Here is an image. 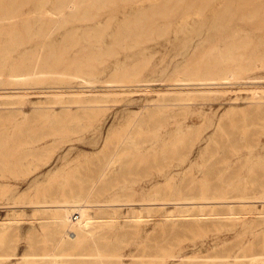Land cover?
<instances>
[{
    "label": "rangeland",
    "instance_id": "1",
    "mask_svg": "<svg viewBox=\"0 0 264 264\" xmlns=\"http://www.w3.org/2000/svg\"><path fill=\"white\" fill-rule=\"evenodd\" d=\"M68 1L0 0V264L262 251L264 0ZM77 199L109 205L75 238Z\"/></svg>",
    "mask_w": 264,
    "mask_h": 264
},
{
    "label": "bare ground",
    "instance_id": "2",
    "mask_svg": "<svg viewBox=\"0 0 264 264\" xmlns=\"http://www.w3.org/2000/svg\"><path fill=\"white\" fill-rule=\"evenodd\" d=\"M74 2H76V0H69L68 3H66L63 7H61V5L59 4V7L60 8H64V9H73L76 6V4ZM64 9H59L58 10L59 13L63 14L65 12ZM39 18L49 19L50 16L48 15V11H43L41 13V15L39 16ZM151 26H152L151 24H148V27H151ZM38 59H39V57H38ZM202 63H203V66H199L198 68H196V70H198V69L200 70L201 69V70L204 71V69H210L209 67H211V66H209L207 68L204 67L208 63V61H205V62H202ZM37 74H45V73L43 71H33L32 73L28 74V76L29 75H37ZM61 75H67V76H70V77L73 76V74H70V73H67V72L66 73H62ZM188 76H190V74L179 75L176 79H174V81L180 82V83H183L185 81H189V78H187ZM20 77H22V76H20ZM235 77H236L235 74L233 72L229 71L225 78L228 79V78H235ZM203 80H205V79L202 78V77H199V78H196L194 80V81H196V83H191V84H188V85H196V86H198L200 84H203V83H200V81H203ZM226 176L227 175H224V173H222L220 178L224 179V178H226ZM194 178H196V177H194ZM193 181L194 182H199L197 179H195ZM203 191L207 192L208 188L207 187H203ZM99 202H101V201L96 202V201H90L88 199H85V200H78L77 199V200H75L74 204H71L69 201H60L58 203V205L54 206V207L59 209V212L57 213L58 220L61 222L62 227L65 228V232H67V233L69 232L75 238L81 232H87L89 230V228L97 220V219L93 218L88 213V209L90 207H95V206H106V205H109V204H106V203L98 204ZM190 202H191V200H190ZM75 207H79L78 209H79V211H80V213L82 215V219L78 220L77 222H74L75 219L74 220L72 219L73 212L76 209ZM70 234H69V236H70ZM60 243H69V242H67L63 237H61L60 238ZM28 256L35 257L36 255L29 254ZM48 257H51V259H54L55 261H58L60 259L58 254L45 253V254L42 255V259L43 260L47 259ZM238 258H242L243 259V260H241L242 264H264V248H262V251L257 252V253L239 255Z\"/></svg>",
    "mask_w": 264,
    "mask_h": 264
}]
</instances>
